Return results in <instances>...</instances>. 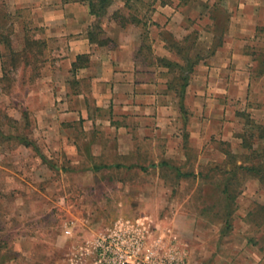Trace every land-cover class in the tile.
I'll use <instances>...</instances> for the list:
<instances>
[{
    "label": "rangeland",
    "instance_id": "obj_1",
    "mask_svg": "<svg viewBox=\"0 0 264 264\" xmlns=\"http://www.w3.org/2000/svg\"><path fill=\"white\" fill-rule=\"evenodd\" d=\"M50 1L0 0V260L62 264L64 251L74 240L62 237L61 226L72 217L92 220L93 230L98 231L112 213L129 217L137 212L170 226L181 242L188 244V264H264V183L239 169L253 164L261 166L264 173V139L257 138L264 116L252 111L255 104L264 102V76H260L264 75V0H154L171 7L165 8L167 14L156 11L160 18L176 15L192 19L183 41H174L166 29L159 33L165 46L176 52L175 59L191 64L201 59L197 55L200 49L208 56L228 39L230 44H240L237 66H246L251 87L247 98L241 92L238 104L228 105L223 114L224 125L212 145L224 157H217L215 163L220 168L211 174L210 182L189 178L170 198L159 190L161 197L149 194L127 202L86 200L87 191L96 195L88 179L73 177L82 170L72 169L65 153L47 152L43 146L42 123L53 119L42 116L62 113L65 107L55 100L63 91L54 94L55 89L39 81L49 75L50 66L64 64L62 54L48 43L50 34L38 21L39 7ZM122 1L111 0L98 22V40H105L100 24L108 19L131 21L153 16L147 6L152 0H127L131 4L128 10L115 6ZM63 129L70 131L72 126ZM18 135L33 146L24 147L14 139ZM87 164L86 159L81 163ZM229 179L232 201L220 193ZM115 204L118 208L109 210ZM8 261L2 264H10Z\"/></svg>",
    "mask_w": 264,
    "mask_h": 264
},
{
    "label": "crops",
    "instance_id": "obj_2",
    "mask_svg": "<svg viewBox=\"0 0 264 264\" xmlns=\"http://www.w3.org/2000/svg\"><path fill=\"white\" fill-rule=\"evenodd\" d=\"M127 4L123 0L115 6L128 10L131 4ZM147 6L153 13L150 18L101 23L105 40L100 45L88 39L95 18L84 2L51 0L38 10L39 25L50 34L48 43L54 44L51 49L62 54L64 63L50 66L49 75L39 80L55 89L54 94L61 89L63 96L55 100L58 106H65L62 113L42 116L53 119L49 124L42 123L43 146L47 152L65 153L72 169L82 170L73 177L88 179L95 188L96 196L92 191L85 194L89 201L127 202L145 199L149 194L161 197L159 190L170 198L186 179L210 182L211 174L220 168L215 163L217 157H224L212 145L224 125L223 114L228 112V105L238 104L241 92L247 98L251 87L248 69L237 66L241 62L240 44L225 39L226 43L208 56L200 49L197 55L201 59L186 68V61L175 59L176 52L165 46L159 33L166 29L174 41H183L192 19L176 15L160 18L156 11L167 14L165 8L170 5L152 0ZM77 56H85L87 63L73 69ZM164 59L172 67L160 62ZM180 73L188 74L181 90L174 84ZM252 111L264 116V102L255 104ZM65 125L72 129L64 131ZM76 126L78 131L73 130ZM85 159L89 164L83 166ZM116 207L118 204L111 205L109 210ZM128 216L112 213L98 231L93 230L92 220L72 217L61 226L62 237L74 240L64 251L62 264H68L75 243L89 240L116 219L148 216L157 233L169 227L179 239L170 226L158 224L152 216L137 212ZM85 232L87 236H79Z\"/></svg>",
    "mask_w": 264,
    "mask_h": 264
},
{
    "label": "built area",
    "instance_id": "obj_3",
    "mask_svg": "<svg viewBox=\"0 0 264 264\" xmlns=\"http://www.w3.org/2000/svg\"><path fill=\"white\" fill-rule=\"evenodd\" d=\"M156 230L148 216L116 219L89 240L75 243L68 264H188L187 245L169 227Z\"/></svg>",
    "mask_w": 264,
    "mask_h": 264
},
{
    "label": "trees",
    "instance_id": "obj_4",
    "mask_svg": "<svg viewBox=\"0 0 264 264\" xmlns=\"http://www.w3.org/2000/svg\"><path fill=\"white\" fill-rule=\"evenodd\" d=\"M72 1L84 2L85 4H87L91 16H93L95 18V23H94L92 29L90 30V32L88 34V39L91 43H95L98 45L103 44L104 41L98 40L96 38L98 33H99L98 32L99 31L98 22L107 13V9L111 5V0H72ZM160 62L165 64V65H168L169 67H172V64H169V62H166L165 60H160ZM195 62L196 61H194L191 64H188V62H187L186 68L188 66L190 68H192ZM86 63H87V60H86L85 56H77L76 61L72 64V68L78 69L79 67L84 66V64H86ZM191 72H192V69L190 70V73ZM187 79H188V74H186V76H183V74L180 73L179 76L176 77L174 84L179 88V90H181L187 84ZM257 130H258L257 138L263 140L264 139V126L257 127ZM14 139L18 140L20 142V144H22L24 147L33 146V143L29 142L26 138H23L20 135L15 136ZM246 148L247 149L249 148V150H250L251 146L246 145ZM262 154L264 155V148L262 150ZM39 157L41 158V160L43 162L46 161V158L42 154H39ZM239 169L243 170V172H245L246 174H248V175L252 176L253 178L258 179L260 182L264 183V173L262 171L261 166H259V165L257 166V165L252 164L251 166L249 165V166L239 167ZM230 182H231L230 179L228 181L225 180V182L222 184V188L220 190V193L224 196L225 200H227V201H230V200L232 201L234 199L232 196L231 188H230V185H231ZM7 261H8V259L3 258L0 260V264L6 263Z\"/></svg>",
    "mask_w": 264,
    "mask_h": 264
}]
</instances>
